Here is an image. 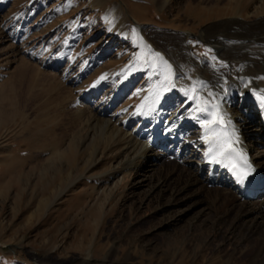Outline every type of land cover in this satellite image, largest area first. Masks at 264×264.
Instances as JSON below:
<instances>
[{"label": "rangeland", "instance_id": "rangeland-1", "mask_svg": "<svg viewBox=\"0 0 264 264\" xmlns=\"http://www.w3.org/2000/svg\"><path fill=\"white\" fill-rule=\"evenodd\" d=\"M263 3L0 0V264L98 263L112 245H117L118 260L133 254L129 264H177L170 255L177 254V246H190L194 254L232 253L239 243L226 245L228 226H215L220 218L207 211L213 186L204 185L206 194L198 198L183 196L178 205L161 208L169 199L161 201L155 188L161 165L170 170L182 158L169 156L145 173L128 171L135 141L129 144L125 134L133 125L122 124L143 94L156 91V53L167 54L162 47L176 45L170 64L188 66L187 52L201 59L211 53L206 61L215 70H229L216 47L200 38L202 32L225 19L242 20L246 9ZM186 31L192 39H185ZM127 75L134 82L118 97L105 132L100 116L89 113L86 92L107 79L101 97L109 98ZM170 77L163 87L172 83ZM182 100L173 97L176 109ZM239 106L237 98L232 108ZM113 128L122 130L114 139ZM248 131L253 138L259 133L253 125ZM259 147L251 150L257 161L264 159V147ZM221 200L220 212L227 205ZM163 222L171 226L160 227ZM179 235L181 243L173 244ZM254 240L245 243L243 252L252 249ZM191 258L187 253L184 264H191ZM210 259L209 254L198 264Z\"/></svg>", "mask_w": 264, "mask_h": 264}, {"label": "bare ground", "instance_id": "bare-ground-1", "mask_svg": "<svg viewBox=\"0 0 264 264\" xmlns=\"http://www.w3.org/2000/svg\"><path fill=\"white\" fill-rule=\"evenodd\" d=\"M238 1L222 0V3L233 5ZM263 11L264 5L255 7L252 11L248 8L241 16L242 20L234 17L225 19L202 32L200 38L216 47L222 59L228 61L229 70H215L211 66L212 62L206 61L211 53L206 59H201L187 52L188 57L185 55L189 58V64L185 66L173 62L172 53H175L176 45L170 47L166 44L162 47L167 54L157 51L158 61L160 58L159 66L156 64L157 73H160L156 77L159 80L158 87L155 92L143 94L138 109L122 124V127L133 125L131 132L125 134L129 144L135 141V149L129 156L126 167L128 171L132 169L137 173H145L169 156L182 158V162L170 170L162 168L165 163L161 165L155 188L162 194L161 201L169 196L164 204H160L161 208L178 205L183 196L198 198L202 193L206 194L204 185L211 184L213 192L209 193L213 196L210 204L207 201V211L215 214L216 220L220 218L215 226H228L230 234L225 239L226 245H232L233 241L234 244L239 243L232 249V253L229 252L226 256L213 250L210 253L204 250L194 254L189 251L190 246L189 249L177 246V254L170 253L172 260L178 261L177 264L185 263L187 253L192 257L191 264H198L199 260L206 261L209 254L211 259L208 264H264V188L248 192L239 171V164L244 162L257 180L264 182L263 157L259 161L251 157V150L255 146L264 147V15L260 17ZM248 19L253 21L248 22ZM184 37L190 40L185 35ZM169 56L175 65L170 64ZM168 76H171L173 81L168 87H163V82H166ZM133 79L134 76L130 75L123 77L111 91L113 96L109 98L105 95L101 97V89L107 79L98 81V86L94 87L96 92H86L89 93L88 98L85 97L86 93L80 95L90 102L91 116H100L98 122L101 124V130L105 129L106 132L112 125L114 117L109 118V115L118 102V97L126 93L133 84ZM180 90L184 91L183 94H180ZM175 96L181 100L183 98L177 109L173 105ZM237 98L241 109L232 108ZM100 105L104 107L100 108ZM252 125L257 127L256 132H259L254 138L248 131ZM111 130L113 139L122 132L118 128ZM128 151L129 149L127 154ZM139 159L144 160L145 164L138 165ZM144 182H139L135 188L142 186ZM222 198L227 205L220 212L218 204ZM163 223L159 226H171V223ZM213 225L214 223L212 227ZM181 238L180 235L175 236L171 241L173 244H179ZM254 239L257 241L253 247L250 246L252 249L243 252L247 246L245 243L252 245ZM186 242L190 243L192 240ZM116 246L112 245L102 260L92 264H129L133 254L118 260L116 253L119 250ZM99 251L101 250L98 249L97 252ZM133 253L135 257V252ZM64 264L79 263L70 261ZM80 264L90 263L85 260Z\"/></svg>", "mask_w": 264, "mask_h": 264}, {"label": "water", "instance_id": "water-1", "mask_svg": "<svg viewBox=\"0 0 264 264\" xmlns=\"http://www.w3.org/2000/svg\"><path fill=\"white\" fill-rule=\"evenodd\" d=\"M184 34L189 38L193 37V34L191 32H184Z\"/></svg>", "mask_w": 264, "mask_h": 264}, {"label": "snow or ice", "instance_id": "snow-or-ice-1", "mask_svg": "<svg viewBox=\"0 0 264 264\" xmlns=\"http://www.w3.org/2000/svg\"><path fill=\"white\" fill-rule=\"evenodd\" d=\"M247 174H245V176H246ZM245 176H241V179H244L245 178Z\"/></svg>", "mask_w": 264, "mask_h": 264}]
</instances>
